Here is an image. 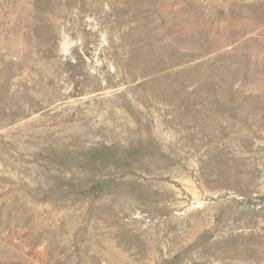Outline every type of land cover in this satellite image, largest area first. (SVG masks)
Wrapping results in <instances>:
<instances>
[{"label": "rangeland", "instance_id": "374dc122", "mask_svg": "<svg viewBox=\"0 0 264 264\" xmlns=\"http://www.w3.org/2000/svg\"><path fill=\"white\" fill-rule=\"evenodd\" d=\"M0 264H264V0H0Z\"/></svg>", "mask_w": 264, "mask_h": 264}]
</instances>
